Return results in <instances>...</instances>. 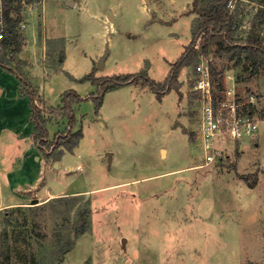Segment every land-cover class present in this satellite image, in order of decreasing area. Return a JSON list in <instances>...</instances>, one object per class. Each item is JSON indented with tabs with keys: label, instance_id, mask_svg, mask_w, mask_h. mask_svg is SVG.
Returning a JSON list of instances; mask_svg holds the SVG:
<instances>
[{
	"label": "rangeland",
	"instance_id": "374dc122",
	"mask_svg": "<svg viewBox=\"0 0 264 264\" xmlns=\"http://www.w3.org/2000/svg\"><path fill=\"white\" fill-rule=\"evenodd\" d=\"M193 1L24 3L22 63L14 67L32 85L40 110L58 108L65 92H77L76 130L83 138L60 161L46 160L51 169L42 171L40 197L0 211V240L8 230L11 264H264V67L252 75L245 55L230 59L216 47L201 55L258 96L261 118L258 132L242 140L228 163L204 168L195 136V66L181 70L182 87L161 101L138 83L107 93L98 112L91 99L98 87L81 81L91 73L147 71L164 82L191 42ZM237 1L233 12L249 22L243 36L264 40V0ZM67 127L64 120L49 123V140ZM4 151L0 166L8 170L15 159L8 158L10 148ZM244 177L258 178L256 187ZM83 216L87 230L77 236Z\"/></svg>",
	"mask_w": 264,
	"mask_h": 264
},
{
	"label": "trees",
	"instance_id": "16d2710c",
	"mask_svg": "<svg viewBox=\"0 0 264 264\" xmlns=\"http://www.w3.org/2000/svg\"><path fill=\"white\" fill-rule=\"evenodd\" d=\"M41 0H3V20L5 37L0 48V68L14 74L21 82L20 93L27 98L31 111V121L34 126L32 141L43 153L45 160L58 162L65 151L73 152L83 138L82 129L76 130L77 119L75 109L82 102V98L74 90L63 94L62 105L58 108L40 110L36 106V95L32 85L28 83L20 66L14 67L19 61L18 56L22 52L25 38L20 32L23 23V5ZM231 0H194L192 7L198 15L197 25L192 30L190 44L183 55L172 64L171 71L164 82H156L149 78L147 71L137 74H121L113 76L95 77L93 73L85 76L81 81H90L98 87L91 99L94 101L96 111L102 106L107 93L119 90L128 85L142 83L149 85L157 98L163 97L172 90L179 91L182 84L179 82L180 72L184 67L197 66L201 61V55H207L212 47H216L219 53L230 55V59L245 55L252 61L254 68L252 75L261 71L264 67V40L250 33L246 37L239 31L241 14L232 12L229 4ZM237 65L240 60L236 62ZM215 76L219 74L213 67ZM46 115H49L48 117ZM67 121V129L63 133H57L50 141L48 124ZM76 130V131H75ZM251 188L256 187L258 178L250 182L248 177L243 178ZM82 196V195H81ZM60 199H63L62 197ZM40 207V206H36ZM31 208V207H30ZM86 216L82 217V226L76 230L80 236L87 230ZM8 230L4 232L0 240V264H11L8 252ZM62 261V260H60ZM29 264H43L38 260Z\"/></svg>",
	"mask_w": 264,
	"mask_h": 264
},
{
	"label": "built area",
	"instance_id": "2783aa9c",
	"mask_svg": "<svg viewBox=\"0 0 264 264\" xmlns=\"http://www.w3.org/2000/svg\"><path fill=\"white\" fill-rule=\"evenodd\" d=\"M237 2L230 1L232 12ZM40 4L41 1H36L30 7ZM3 10L4 3L0 0V48L5 37ZM248 23L241 21L239 31L247 33ZM212 68L210 61L203 59L192 76V92L200 108L195 136L204 154L203 164L198 168L225 165L240 151L242 140L258 132L261 122L258 96L240 86L232 73L215 76Z\"/></svg>",
	"mask_w": 264,
	"mask_h": 264
},
{
	"label": "crops",
	"instance_id": "0c3cea01",
	"mask_svg": "<svg viewBox=\"0 0 264 264\" xmlns=\"http://www.w3.org/2000/svg\"><path fill=\"white\" fill-rule=\"evenodd\" d=\"M20 89L18 78L0 68V161L1 164L3 159L6 161V148L11 150L7 152L10 154L8 158L15 159L13 167L8 170L0 166V194L7 193L13 199L10 201L6 196L4 201L0 200V211L27 205L33 200V195L40 197L37 188L42 171L51 169L32 141L31 111ZM18 154L20 157L16 156ZM48 196L50 199L54 194L48 193Z\"/></svg>",
	"mask_w": 264,
	"mask_h": 264
},
{
	"label": "water",
	"instance_id": "95a60500",
	"mask_svg": "<svg viewBox=\"0 0 264 264\" xmlns=\"http://www.w3.org/2000/svg\"><path fill=\"white\" fill-rule=\"evenodd\" d=\"M107 57H108V51H106V54L101 58V60H100V62H99V64H98V67L100 68V69H104V67H105V62H106V59H107ZM38 202H37V200H34L33 202H32V204L33 205H35V204H37Z\"/></svg>",
	"mask_w": 264,
	"mask_h": 264
}]
</instances>
